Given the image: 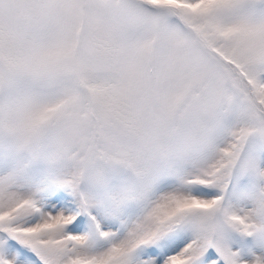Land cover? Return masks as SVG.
Here are the masks:
<instances>
[{
    "label": "snow or ice",
    "instance_id": "1",
    "mask_svg": "<svg viewBox=\"0 0 264 264\" xmlns=\"http://www.w3.org/2000/svg\"><path fill=\"white\" fill-rule=\"evenodd\" d=\"M0 264H264V0H0Z\"/></svg>",
    "mask_w": 264,
    "mask_h": 264
}]
</instances>
